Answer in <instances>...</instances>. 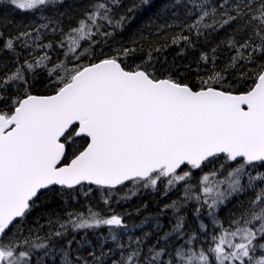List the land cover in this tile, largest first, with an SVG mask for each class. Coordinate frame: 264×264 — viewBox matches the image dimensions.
Wrapping results in <instances>:
<instances>
[{
    "label": "snow or ice",
    "instance_id": "snow-or-ice-1",
    "mask_svg": "<svg viewBox=\"0 0 264 264\" xmlns=\"http://www.w3.org/2000/svg\"><path fill=\"white\" fill-rule=\"evenodd\" d=\"M8 2L25 11L65 4V0ZM141 2L150 5V0ZM112 4L119 0H96L77 27L62 33L58 46L63 49L67 44L65 60L52 67L45 63L51 62L47 54L20 62L16 44L31 48V32H20L3 44L16 59L14 70L0 75V264H31L33 252L39 250L44 257L59 251L61 264H107L109 257L110 264H264V171H259L264 169V0H175L172 6L163 5L165 13L181 6L185 20L191 19L179 25L181 32H195L199 37L226 26L233 28L221 43L235 54L219 71L213 58V68L206 78H199L196 88L171 75L158 77L151 53L149 60L126 66L121 57L133 56L135 48L125 47L96 62L80 63L88 52L77 54L80 41L94 44L93 36L112 35L101 32L98 21L123 27L126 16L114 21ZM35 40H40L38 33ZM181 41L193 45L188 35L173 37L174 44ZM201 59L208 61L205 55ZM37 69L47 72L46 87L51 94L32 92ZM229 69H247L241 71L242 79H251L246 91L236 93L229 90L232 85L225 86L224 73ZM69 146L74 148L71 153ZM215 164L218 169L204 172ZM195 170L203 172L198 185L191 183ZM182 182L183 200L164 205L173 210L175 224L160 237L163 246L158 240L146 255H142L141 245L147 233L143 239L129 237L127 244L122 243L115 230H127L123 218L101 216L91 207L86 214L68 212L63 221L50 217L46 236L32 229L28 236L22 234L21 224L33 209L74 193L77 186L83 190L85 183L110 197L118 186L129 183L133 195L138 188L158 191L159 184L167 195ZM243 196H248L247 201ZM233 197L240 203L231 210L228 227H224L217 212ZM191 201H195L193 215L199 224L196 231L186 233L185 217L178 213ZM103 202L108 204L109 199ZM205 208L214 229L210 237L208 225L201 219ZM101 226L108 227L119 258L112 248L104 250L106 239L99 254L89 251L87 257L77 254L73 258L75 236L66 239L69 233ZM197 232L208 241L206 249H193L199 239ZM170 238L183 240L174 255L168 250ZM165 255H169L167 261L162 259ZM36 264L43 260L38 258Z\"/></svg>",
    "mask_w": 264,
    "mask_h": 264
},
{
    "label": "trees",
    "instance_id": "trees-1",
    "mask_svg": "<svg viewBox=\"0 0 264 264\" xmlns=\"http://www.w3.org/2000/svg\"><path fill=\"white\" fill-rule=\"evenodd\" d=\"M185 0H182V3ZM96 3V0H65L63 6L49 5L48 8L38 11L20 10L11 5L8 0H0V75L4 74L5 70H14L16 59L15 54L8 52L3 48L4 42L10 37H16L20 32H31L32 37L29 39L31 48L25 49L16 44V51L19 53V60L22 63L24 59L33 61L47 54L50 57V63L45 61L48 67L61 60H65L64 52L67 48H60L59 42L64 38L62 33H68L70 28L77 27L80 19L84 18L85 12L91 10V6ZM167 3L170 6L174 5L175 0H150V5H143L141 0H119V4H112V12L110 15L113 20H119L120 17L126 16V21L121 28H114L106 21H98L101 25V32H111V36H101L99 34L93 36L91 40L96 43H91L88 40L80 41L82 47L77 49V54L85 49H88L87 54L81 57L80 63L89 64L96 62L104 55H115L117 50L122 48H135L136 51L131 57H121L126 66L139 64L141 61L149 60L151 53V62L154 64L155 74L160 78H166L171 75L178 79L181 83H187L193 88H196L200 77H207L209 70L213 68V58H215L216 70H222L234 55V50H230L226 43L229 36L232 34V27H225L218 31L208 32L206 35L199 36L195 32L189 33L186 30L181 32L179 25L181 23H190L191 19L185 20V11L181 6L171 7L165 13L161 11L163 5ZM136 5L137 7L131 12L128 9ZM173 12L175 15H173ZM63 13V15H62ZM47 24V28L41 25ZM234 27V26H233ZM95 32V28H93ZM37 33L40 35V40H35ZM178 33L188 35L193 41L192 46L186 45L183 41L174 44L173 37ZM52 44L51 48H44L43 45ZM160 49V51H157ZM213 49H216L213 53ZM31 53V55H29ZM208 57L205 62L201 56ZM7 66V69L6 67ZM241 71L247 69H229L224 73L226 77L225 86L232 85L229 90L236 93L246 91L251 85V79L241 78ZM38 75L34 81L32 92L34 94H51L50 87H46L49 80L46 71L37 69ZM54 79V77L52 78ZM69 153L74 151L72 146L68 148ZM219 168V164L209 165L204 169V172H209L213 168ZM264 171V169H259ZM227 174L225 169L223 175ZM255 174V171L252 173ZM203 172L200 170L194 171V176L191 181L194 185H198ZM246 183V182H245ZM89 187L92 191L88 192ZM78 186L74 193L60 198L46 201L42 207L33 209V211L22 222L23 236L29 235V229L40 236H46L49 231L48 220L51 217L55 220L57 217L61 221L67 219L68 212H84L91 207L94 211L100 213L101 216L107 217L112 214L120 215L124 223L127 225V230L116 229V235L122 243L127 244L129 237L135 240L137 237L144 238L145 233L148 234L147 239L141 245L142 255H146L148 248L156 245L160 237L165 233L171 232L175 224L173 210L165 209V204H172L175 200H183V182L178 184L176 188L164 194L163 184H159L158 191L151 188L135 189V195L132 194V185L129 183L126 187L120 186L117 190H113V195L110 197L102 196L99 189L89 185ZM195 191H199L198 187ZM87 193V195H85ZM75 196V199L72 197ZM104 198L109 199V203L103 202ZM243 200L247 201L248 196H243ZM240 203V199L233 197L227 205H222L217 212V216L223 223L224 227H228V221L232 215L231 210L236 208ZM195 201L185 204L179 215H183L186 220L185 232L196 231L199 221L193 215ZM201 219L208 225L207 232L209 237L214 231L211 219L207 215L205 208ZM157 222L159 226L157 225ZM41 225L43 228L41 229ZM13 230H15L13 228ZM108 227L101 226L94 230H79L75 233H69L66 239H72L75 236V241L72 244V256L75 258L77 254L87 257L89 251L100 252V244L106 239L104 250L113 249L115 258H119V250L115 248L114 242L108 236ZM11 235V233H9ZM198 241L193 245L195 251H199L201 247L207 248L208 241L202 233L197 232ZM187 239V235L183 240ZM180 238L171 239L168 245L169 253L174 255L175 247L183 243ZM76 241H87L83 245L77 244ZM5 242H7L5 240ZM63 244V241L61 242ZM161 246L164 241L160 240ZM133 247L136 245L133 244ZM43 260V264H61V255L59 251L55 255L48 257L43 256V250L34 251L31 257V264H36L37 259ZM90 259V258H89ZM112 257L107 258V264H110ZM167 261L169 255L162 257Z\"/></svg>",
    "mask_w": 264,
    "mask_h": 264
},
{
    "label": "rangeland",
    "instance_id": "rangeland-1",
    "mask_svg": "<svg viewBox=\"0 0 264 264\" xmlns=\"http://www.w3.org/2000/svg\"><path fill=\"white\" fill-rule=\"evenodd\" d=\"M242 182L243 183L247 182L246 177L245 178H242Z\"/></svg>",
    "mask_w": 264,
    "mask_h": 264
},
{
    "label": "water",
    "instance_id": "water-1",
    "mask_svg": "<svg viewBox=\"0 0 264 264\" xmlns=\"http://www.w3.org/2000/svg\"><path fill=\"white\" fill-rule=\"evenodd\" d=\"M84 185H87V184L85 183ZM77 187H78V186H77ZM93 187H96V186L93 185ZM118 187H120V186H118ZM10 227H11V226H10Z\"/></svg>",
    "mask_w": 264,
    "mask_h": 264
}]
</instances>
